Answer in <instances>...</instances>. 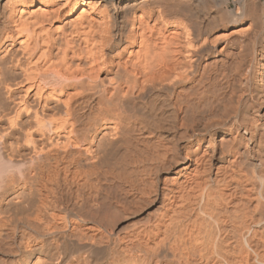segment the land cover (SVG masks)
I'll list each match as a JSON object with an SVG mask.
<instances>
[{
	"label": "bare ground",
	"instance_id": "1",
	"mask_svg": "<svg viewBox=\"0 0 264 264\" xmlns=\"http://www.w3.org/2000/svg\"><path fill=\"white\" fill-rule=\"evenodd\" d=\"M0 264H264V1L0 0Z\"/></svg>",
	"mask_w": 264,
	"mask_h": 264
},
{
	"label": "rangeland",
	"instance_id": "2",
	"mask_svg": "<svg viewBox=\"0 0 264 264\" xmlns=\"http://www.w3.org/2000/svg\"><path fill=\"white\" fill-rule=\"evenodd\" d=\"M264 1V0H263ZM221 49V48H220ZM136 133L134 134V137H133V139L136 141ZM138 136V138H143V136H145V135H141V136H139V135H137ZM145 137H147V139L145 138ZM144 138H143V141L142 140H138L139 141V143H141L140 144V146H143L144 145V143H145V141L146 142H149V140L150 141H152V137L150 138V137H148V135L147 136H145ZM154 139V138H153ZM133 140V141H134ZM145 140V141H144ZM156 140L157 139H154V141L156 142ZM135 141H134V144H135ZM154 141L152 142V143H154ZM135 149H136V144H135ZM136 151V150H135ZM135 151H134V153H135ZM134 153H132V157L135 159H133L134 161H131V157L129 158V160L130 161H128L129 163V165L128 164H126V162L125 163H123L124 164V168H125V171H124V168H122V166H123V164H121L122 166H120L119 165V167H121L120 169L121 170H123V171H116L117 172V174H116V172H111V173H113V174H108V175H110V176H108V178H107V176L105 177V179L103 178V180H102V182L101 183H109V184H111V183H128V181H127V179L126 178H128V179H130L129 180V183H140V178H142L143 177V175L142 174H140L141 172H140V168H142V170L143 169H147V167L146 166H148V165H150V163L148 162V158L146 159V155L144 156V155H142V158L143 159H141V160H143L142 162L138 159V162H141V164H143L142 166H141V164L140 163H138V162H136L137 160H136V158H138V155H136V154H134ZM134 155L136 156V158L134 157ZM145 157V158H144ZM144 160H146V161H144ZM132 162V164H130ZM134 162V163H133ZM146 162V163H145ZM148 162V163H147ZM151 162V161H150ZM136 163V164H135ZM140 165V167H139V165ZM145 164V165H144ZM130 165H131V167H130ZM138 165V166H137ZM127 166V167H126ZM129 166V167H128ZM119 167H117L118 169H119ZM143 167H146V168H143ZM115 170H116V168H115ZM133 170V171H132ZM139 170V171H138ZM181 170V167H179L178 169L177 168H175V167H172V169L170 168V170L168 169V171L167 172H165V173H163L161 176H160V180L161 181H159L158 183H164V181L166 180V178H168L167 180H169L170 178L171 179H173V178H175L176 177V174H175V172H178V171H180ZM130 171V172H129ZM118 172H120V173H118ZM122 172H124V173H122ZM143 172V171H142ZM169 172V173H168ZM120 174V175H119ZM124 175L125 177H123L122 175ZM144 174V173H143ZM113 175V176H112ZM116 175L117 176H119V177H116ZM142 177H141V176ZM165 175V176H164ZM115 176V177H114ZM121 176H122V178H121ZM128 176H130V178L128 177ZM175 176V177H174ZM119 178V179H118ZM137 178H139L138 180H137ZM165 178V179H164ZM107 179H109V180H107ZM122 179V180H121ZM124 179V180H123ZM131 179H132V182H130L131 181ZM113 180V181H112ZM107 181V182H106ZM126 181V182H125ZM60 183H64V181H61ZM151 183H157L156 181L154 182V180H153V182L151 181ZM114 188V187H113ZM127 191H129V188H127ZM129 202H128V204H129V208H132L133 210H136L135 209V198H131L130 196H129ZM131 199H134L132 202L133 203H131ZM133 204V205H132ZM133 207H132V206ZM131 206V207H130ZM135 206V207H134ZM160 206V205H159ZM159 206L157 205V206H150L149 208H146V209H144L142 212H139L138 214L136 213V212H134L133 210H130V211H133L132 213H134V215H130V217L128 218V216H126V217H124V216H122V220L118 223V224H116V226L114 227V226H112L111 224L113 223L112 221L114 220H117L118 218H120L121 217V215H120V213H118L119 215H120V217H116L118 214H115L114 213V211H117V210H113V209H108V210H111L110 212L107 210H105L106 212H104L105 214L107 213L108 214V212H109V214L108 215H110V217L109 216H107V215H105V214H103L106 218L105 219H109V220H106V221H108L109 223H110V225H111V227L114 229V231L118 234V235H120L121 237L123 236V238H129V236L131 235V236H134V235H132V234H135V233H137V228L139 227L140 229H142L141 227H143L144 225L143 224H145V222H144V219H145V221L146 220H150V219H152L151 218V216H152V214H153V216L155 215L156 216V214H154L155 212H157V211H159L158 209H159ZM155 207H158V208H155ZM113 210V211H112ZM113 213V215H116V216H113L112 215V213ZM118 212V211H117ZM136 213V214H135ZM149 214H151V215H149ZM149 216V217H148ZM152 216V217H153ZM124 217V218H123ZM148 217V219H146ZM111 218L113 219V220H111ZM116 218V219H115ZM154 218V217H153ZM120 220V219H119ZM148 220V221H149ZM154 220V219H153ZM112 223H111V222ZM139 221V222H138ZM144 223H143V222ZM148 221H146L147 223H148ZM150 221H152V220H150ZM149 221V222H150ZM108 222H106L105 224L106 225H108L109 226V224H108ZM142 222V223H141ZM139 223V224H138ZM140 223L142 224V226L140 225ZM136 225H137V228H136ZM139 225V226H138ZM107 227V226H106ZM135 228V229H134ZM108 229H111V228H109L108 227ZM140 229L138 230V231H140ZM130 236V237H131ZM71 249H72V246H71ZM104 257V254H99V259H102ZM3 260L5 259L4 257L2 258Z\"/></svg>",
	"mask_w": 264,
	"mask_h": 264
}]
</instances>
